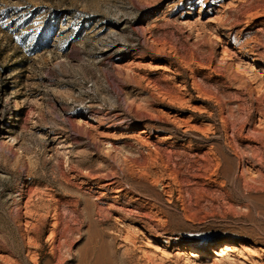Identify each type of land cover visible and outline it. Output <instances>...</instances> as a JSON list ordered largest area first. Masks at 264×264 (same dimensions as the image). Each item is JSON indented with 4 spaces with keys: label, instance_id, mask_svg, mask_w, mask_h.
<instances>
[{
    "label": "rangeland",
    "instance_id": "rangeland-1",
    "mask_svg": "<svg viewBox=\"0 0 264 264\" xmlns=\"http://www.w3.org/2000/svg\"><path fill=\"white\" fill-rule=\"evenodd\" d=\"M0 264H264V0H0Z\"/></svg>",
    "mask_w": 264,
    "mask_h": 264
},
{
    "label": "bare ground",
    "instance_id": "bare-ground-1",
    "mask_svg": "<svg viewBox=\"0 0 264 264\" xmlns=\"http://www.w3.org/2000/svg\"><path fill=\"white\" fill-rule=\"evenodd\" d=\"M111 185H112L111 183H108V184H107V186H111ZM120 193H121V192H117L116 194L119 195ZM230 245H231V242L227 241V242L225 243V245H224L223 247H221L220 251H211L209 254H210L211 256H216L217 258H220V259L228 258V257H229V256H228V253H232V250H231ZM188 247H189L190 249H189ZM188 247H187V249H189V250L186 249V251H187L188 253H193V252H195V251H199V250H200V247L195 246V245L188 246Z\"/></svg>",
    "mask_w": 264,
    "mask_h": 264
}]
</instances>
